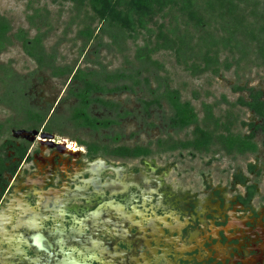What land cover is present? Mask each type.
I'll return each instance as SVG.
<instances>
[{
	"label": "flooded vegetation",
	"instance_id": "1",
	"mask_svg": "<svg viewBox=\"0 0 264 264\" xmlns=\"http://www.w3.org/2000/svg\"><path fill=\"white\" fill-rule=\"evenodd\" d=\"M26 133L0 134V264H264V198L242 175L231 190L194 182L159 141L155 158L128 157L122 136Z\"/></svg>",
	"mask_w": 264,
	"mask_h": 264
},
{
	"label": "rangeland",
	"instance_id": "2",
	"mask_svg": "<svg viewBox=\"0 0 264 264\" xmlns=\"http://www.w3.org/2000/svg\"><path fill=\"white\" fill-rule=\"evenodd\" d=\"M164 1H168L169 6L162 12L157 11L154 21L148 25L154 32V42L161 31L171 38L170 33L176 29L181 34L192 36L193 44L197 43L205 32L217 28L218 35H225L220 30L221 26L213 21L210 27L204 23L203 29H196L191 19L193 7L189 6L193 0ZM0 15L11 25L10 36L13 41L0 56V69L2 66H10L15 73L27 78L34 74L32 87L27 94L29 106L52 118L56 126L55 134L62 138L58 139L59 141L76 147L74 142L69 141L90 144L101 139L110 143L117 136H122L124 145L132 148H152L154 154L151 157L155 158L158 141L171 140L181 144L194 137V126L184 131L169 127L167 107L146 113L142 102L150 100V97L140 91L136 94L121 92L106 97L108 101L121 106L117 117L101 107H93L92 114L99 118H118L119 115L129 113L130 117L120 119L119 125L99 132L76 128L71 118L73 108L78 103L72 98L71 90L80 88V84L72 77L53 78L49 72L38 71L36 63L25 54L22 44L15 38L19 31L24 30L28 32L29 38L33 39L41 30L48 33L45 46L49 52L57 51L61 66H71L75 70L115 72L133 69L137 49L143 47L149 39L146 30L139 31L137 40L128 38L127 35L126 41L115 44L110 34H103L104 24H101L87 3L80 6L68 0H0ZM90 30L94 32L91 40L83 35V32ZM239 58V54L222 52L220 76H195L178 60L173 51L162 50L154 57L164 66L159 77L167 80L172 89L179 90L184 102H190L195 107L201 126H209L205 123V105H210L220 120L225 121L232 115L236 122L234 133L246 136L252 134V124L263 126L264 122L260 121L254 112L241 107L238 102L243 97L248 99L251 89L262 92L264 97V60L256 50H253L244 62L237 63ZM226 64L232 65L231 70L224 69ZM237 87L246 88V91L237 92ZM3 93L0 83V98ZM23 120L17 112L0 104V124H5L2 134H27L29 126H23ZM20 129L24 131H18ZM255 142L260 146L256 154L229 153L222 145L216 144L210 151L186 148L182 149L180 155H164L163 158L171 162L177 160L178 168L181 171L187 170L188 178L194 182L207 179L212 184H221L222 188L230 190L237 187L235 185L233 188L237 175H242L247 184L256 186L259 197L264 198V130H257ZM250 166L255 168L253 173ZM171 170L169 173L176 176ZM239 190L244 193L242 186Z\"/></svg>",
	"mask_w": 264,
	"mask_h": 264
},
{
	"label": "trees",
	"instance_id": "3",
	"mask_svg": "<svg viewBox=\"0 0 264 264\" xmlns=\"http://www.w3.org/2000/svg\"><path fill=\"white\" fill-rule=\"evenodd\" d=\"M80 6L89 5L95 16L104 24L103 34H110L115 42L133 38L139 39V31L146 30L149 39L146 44L136 51V63L131 70L84 71L75 70L71 66H61L57 51L49 52L45 46L48 33L40 32L33 39L28 32L21 30L15 38L22 44L25 54L32 59L38 71L49 72L53 78L72 77L81 84L80 88L71 90L72 98L78 101L73 108L72 118L76 128L90 129L95 132L109 130L120 124V119L130 117L129 113L119 115L115 119L99 120L91 115V108L97 104L117 114L121 106L104 100V96L121 92L136 94L137 91L147 94L150 100L143 101L144 111L164 110L168 108V125L171 129L184 131L196 127L194 137L185 143H176L171 140H160L159 146L171 148L173 151L182 148H194L198 151H210L214 145H222L229 153L256 154L260 146L255 142L257 130H264L263 126L251 125L253 132L250 135L234 133L235 120L231 115L225 121L220 120L214 113L213 106L205 105L206 122L209 126L200 125V117L190 102H184L179 90L172 89L167 80L159 77L164 66L154 57L163 51H173L178 60L195 76L212 74L220 76L221 54L228 51L239 54L237 63L249 58L253 50L257 51L264 60V0H193L190 7L192 22L196 29H203V24L211 26L212 21L221 26L225 35H218V28L207 31L193 44L194 38L186 33L173 30L171 38L163 31L157 36L156 42L152 40L153 31L148 28L157 15L169 6L164 0H68ZM203 16H202V15ZM208 15V20L205 15ZM200 15V16H199ZM206 15V16H207ZM206 19H205V18ZM106 30V31H105ZM11 25L0 15V56L13 44L10 36ZM131 34V35H130ZM153 34V35H152ZM89 40L94 36L93 31L83 32ZM232 65L226 64L224 69L231 70ZM22 77L15 73L10 66L0 69V83L3 95L0 104L17 112L22 117L23 126L29 130L46 128L53 131V120L46 125L47 114L36 111L29 106L28 92L33 83V76ZM156 87L153 88V85ZM237 92H244L246 88L237 87ZM248 99L239 100V105L254 112L260 121L264 122V100L262 92L249 90ZM100 95L99 97H95ZM21 124V123H20ZM213 126V127H212ZM20 127V126H18ZM5 124H0V134ZM264 147V143L262 145ZM128 157H149L152 155L147 148L128 150ZM251 171L255 168L250 166ZM245 182L243 176L240 177Z\"/></svg>",
	"mask_w": 264,
	"mask_h": 264
},
{
	"label": "water",
	"instance_id": "4",
	"mask_svg": "<svg viewBox=\"0 0 264 264\" xmlns=\"http://www.w3.org/2000/svg\"><path fill=\"white\" fill-rule=\"evenodd\" d=\"M34 134H37V133H34Z\"/></svg>",
	"mask_w": 264,
	"mask_h": 264
}]
</instances>
